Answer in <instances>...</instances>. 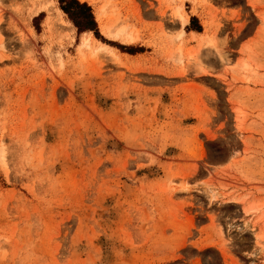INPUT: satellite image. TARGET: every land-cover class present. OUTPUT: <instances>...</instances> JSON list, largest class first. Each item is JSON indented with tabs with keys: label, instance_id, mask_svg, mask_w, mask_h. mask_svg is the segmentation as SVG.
I'll return each mask as SVG.
<instances>
[{
	"label": "rangeland",
	"instance_id": "rangeland-1",
	"mask_svg": "<svg viewBox=\"0 0 264 264\" xmlns=\"http://www.w3.org/2000/svg\"><path fill=\"white\" fill-rule=\"evenodd\" d=\"M79 1L100 38L61 0H0V264H264V0H201L199 50L159 24L139 61L111 48L145 50L126 0ZM221 36L226 84L198 75Z\"/></svg>",
	"mask_w": 264,
	"mask_h": 264
},
{
	"label": "crops",
	"instance_id": "crops-1",
	"mask_svg": "<svg viewBox=\"0 0 264 264\" xmlns=\"http://www.w3.org/2000/svg\"><path fill=\"white\" fill-rule=\"evenodd\" d=\"M188 1L191 2L192 6L190 10L184 9L187 16L185 24L182 25L180 20L175 15V7L178 4L177 0H126L125 2L123 0L125 5V9L123 10L124 16H127L129 22L141 30L142 36L144 37L143 40L138 42L137 44H135V41L128 43L132 44L130 46L138 45L141 47H145V50L137 51L136 53H128L121 51L116 46L111 48L115 49L116 51L119 50L123 58L132 61L142 60L146 56H149L156 51L155 49H153L155 45L146 42V40L150 39L154 42L155 38H159L158 35L161 31V27L159 26V24H163L165 31L176 30V28H179V31L182 30L184 32V36L188 40H191L187 44V46L192 47L194 50H199V42L205 37L210 38L213 34V28L208 25V22L211 19L214 10L206 3H203L201 0ZM212 1H214L215 4L219 6H222L223 3L227 2V0ZM137 11L139 12V14L137 13ZM165 12L167 13L166 15ZM192 17H196L199 20L200 27L188 28V26L191 24ZM97 20L99 21L102 29V21L100 19ZM117 31L119 30H114V32ZM132 36L134 37L133 34ZM120 37L124 36L122 35L117 38ZM203 48H206V45H203ZM206 49H208V47ZM206 49L202 50L204 55L209 52L212 55L216 56V59L212 58L206 61V68L208 69V72H200L198 73V75L201 77L206 76L210 79H214L215 81L226 84V82L221 77H219L221 75H225L224 72L227 71L226 66H228L227 62L230 56L226 51V40L224 39V36H221L219 45H217L216 47L211 46L210 50ZM200 69L203 68L200 67Z\"/></svg>",
	"mask_w": 264,
	"mask_h": 264
},
{
	"label": "trees",
	"instance_id": "trees-1",
	"mask_svg": "<svg viewBox=\"0 0 264 264\" xmlns=\"http://www.w3.org/2000/svg\"><path fill=\"white\" fill-rule=\"evenodd\" d=\"M61 8L70 16L81 32L92 30L98 38L101 37L92 7L87 2L61 0Z\"/></svg>",
	"mask_w": 264,
	"mask_h": 264
},
{
	"label": "bare ground",
	"instance_id": "bare-ground-1",
	"mask_svg": "<svg viewBox=\"0 0 264 264\" xmlns=\"http://www.w3.org/2000/svg\"><path fill=\"white\" fill-rule=\"evenodd\" d=\"M37 8V7H36ZM104 9L105 8H101L99 10V13H98V17L99 19L102 21V30L103 32L107 35V36H112V37H119L121 35V31H117V32H114V27L109 24V22L107 21V18L105 17V12H104ZM62 11L60 10V14L62 15ZM183 17V16H181ZM106 18V19H105ZM184 18V17H183ZM105 19V20H103ZM67 24H71L69 21H65ZM69 28V27H68ZM71 29V28H70ZM123 29V28H122ZM72 30V29H71ZM125 33V32H124ZM127 41H132V38L130 35L127 37ZM82 41H83V44H89L90 42L91 43H94L95 45H100L101 48H107V46H105L104 44H100L98 41H96L95 39H93L92 35L89 33V32H84L83 33V38H82ZM6 162V159H5V152H4V149H1L0 150V163L1 164H5Z\"/></svg>",
	"mask_w": 264,
	"mask_h": 264
}]
</instances>
